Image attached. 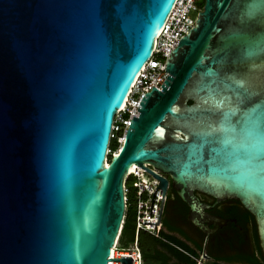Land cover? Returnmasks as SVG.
<instances>
[{
  "label": "water",
  "instance_id": "obj_1",
  "mask_svg": "<svg viewBox=\"0 0 264 264\" xmlns=\"http://www.w3.org/2000/svg\"><path fill=\"white\" fill-rule=\"evenodd\" d=\"M176 2L0 0V264H133L111 255L134 165L160 215L172 186L208 235L224 223L208 211L238 201L264 255V0H205L107 154Z\"/></svg>",
  "mask_w": 264,
  "mask_h": 264
},
{
  "label": "built area",
  "instance_id": "obj_2",
  "mask_svg": "<svg viewBox=\"0 0 264 264\" xmlns=\"http://www.w3.org/2000/svg\"><path fill=\"white\" fill-rule=\"evenodd\" d=\"M204 1L205 0H177L169 18L156 38L153 55L133 83L130 94L126 98L125 106L115 115L110 145L107 151L108 155L116 153L111 150V142L113 140L120 146L122 145L130 121L133 117L138 115V107L143 96L149 92L153 86L161 89V86L168 76L166 61L170 57L172 50L178 46L180 39L195 26L198 13L203 9ZM150 177H152V182L143 184L138 175V171L136 173H130L129 175L128 180L132 179V181L130 180L129 188L126 183L125 191L126 193L131 192L133 196L132 204L136 208V234L134 241L127 247L121 246L119 240L120 236L117 238L116 245L113 248V254L111 255L113 259L131 257L133 259V264H144L142 251L139 245L140 231H146L152 236L162 239L160 236V222L159 224H142V222L157 223L160 215L163 192L157 188L159 181L152 175H150ZM155 191L156 193L153 200ZM151 208L152 214H150ZM110 264L122 263L119 261H111Z\"/></svg>",
  "mask_w": 264,
  "mask_h": 264
},
{
  "label": "flooded vegetation",
  "instance_id": "obj_3",
  "mask_svg": "<svg viewBox=\"0 0 264 264\" xmlns=\"http://www.w3.org/2000/svg\"><path fill=\"white\" fill-rule=\"evenodd\" d=\"M196 195L202 202L210 205L215 202V199L210 196L198 192ZM230 203L225 201L216 204L208 211L212 216L218 217L224 222L208 235L192 223L189 207L170 186L160 215V231H164L188 245L194 251L193 254L180 249L189 254L196 264H264V255L260 248L254 217L241 204H237L235 211L244 214V220L239 219L240 217L234 213L235 211L232 212ZM230 210L232 214L229 212ZM210 227L213 228L212 225ZM145 252L149 260L144 263L186 264L182 257L168 252L150 241L147 242Z\"/></svg>",
  "mask_w": 264,
  "mask_h": 264
},
{
  "label": "trees",
  "instance_id": "obj_4",
  "mask_svg": "<svg viewBox=\"0 0 264 264\" xmlns=\"http://www.w3.org/2000/svg\"><path fill=\"white\" fill-rule=\"evenodd\" d=\"M120 148V145L113 140L111 142V150L112 152L118 151ZM128 188L130 187V183H128ZM132 193H127V211H126V217L124 220L123 228L121 230L120 235V243L122 247H127L131 242L135 239L136 234V223H135V214H136V208L132 204ZM227 202H231L232 204V212L235 211V208L237 207V204H240L238 201L235 200H229ZM181 203V201H180ZM187 209V207H185ZM231 213V210L229 211ZM237 216H239L241 220H244V214H241L239 211L234 212ZM232 214V213H231ZM242 217V218H241ZM160 236L162 239L156 238L149 234L146 231H140L139 233V245L141 246L142 256L144 261H148V255L145 252V248L147 245V242H153L156 246L162 247L168 252H172L175 255L182 257L184 261H186V264H196V262L191 258V256L185 252H183L181 249L185 250L186 252H189L190 254H193L194 251L190 249L188 245H186L183 241L178 240L177 238L170 236L166 234L164 231H160ZM165 239V240H164ZM181 248V249H180Z\"/></svg>",
  "mask_w": 264,
  "mask_h": 264
},
{
  "label": "bare ground",
  "instance_id": "obj_5",
  "mask_svg": "<svg viewBox=\"0 0 264 264\" xmlns=\"http://www.w3.org/2000/svg\"><path fill=\"white\" fill-rule=\"evenodd\" d=\"M124 106H125V102H124V104L122 105V108H123ZM117 152H118V151H116V153H117ZM106 162H107V164H108V158H107ZM137 171H138V175H139L140 178H141V182H142L143 184H149V183L152 182V181H151V178H152V177H150L149 173L146 172L144 169H141L139 166L134 165V166H132L131 169H130V173H136ZM112 254H113V251H112Z\"/></svg>",
  "mask_w": 264,
  "mask_h": 264
},
{
  "label": "rangeland",
  "instance_id": "obj_6",
  "mask_svg": "<svg viewBox=\"0 0 264 264\" xmlns=\"http://www.w3.org/2000/svg\"><path fill=\"white\" fill-rule=\"evenodd\" d=\"M130 180L132 181V179L127 180V186H128V183H130Z\"/></svg>",
  "mask_w": 264,
  "mask_h": 264
}]
</instances>
